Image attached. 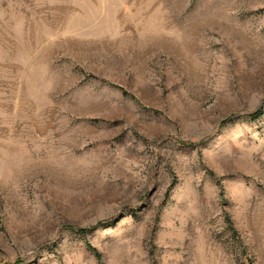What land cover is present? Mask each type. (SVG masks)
Wrapping results in <instances>:
<instances>
[{"label":"rangeland","instance_id":"rangeland-1","mask_svg":"<svg viewBox=\"0 0 264 264\" xmlns=\"http://www.w3.org/2000/svg\"><path fill=\"white\" fill-rule=\"evenodd\" d=\"M0 264H264V0H0Z\"/></svg>","mask_w":264,"mask_h":264}]
</instances>
